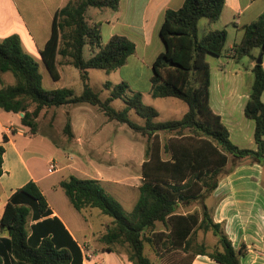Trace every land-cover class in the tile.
<instances>
[{"label":"trees","instance_id":"trees-1","mask_svg":"<svg viewBox=\"0 0 264 264\" xmlns=\"http://www.w3.org/2000/svg\"><path fill=\"white\" fill-rule=\"evenodd\" d=\"M120 0H66L52 20L51 33L40 51L42 62L54 81L59 79L56 57L75 67L82 82V92L75 95L70 88L46 90L38 62L22 48L16 34L0 41V74L10 73L14 83L4 85L0 78V108L22 114L21 125L30 134L37 132L41 111L65 105L88 104L97 107L108 121L126 124L145 135L141 165L142 182L137 200L129 212L101 185L91 178L68 176L60 182L70 205L81 212L97 209L111 218L108 231L100 241L104 251L125 249L131 264H191L198 256H207L218 264H240L247 253L242 244L235 250L222 223L215 222L212 210L204 199L217 187L229 157L249 158L264 167V66L255 63L253 81L244 115L254 122L256 148L234 145L221 117L210 107V67L206 55H222L227 39L224 29L198 36V22H216L224 0H185L178 9H166L158 28L164 50L152 64L150 96L175 98L187 105L186 113L175 120L156 121L158 111L142 101L140 92H133L125 82L109 81L104 87L109 95L100 99L89 84L88 70L106 73L123 66L135 51L128 38L113 35L101 42L98 24L89 25L88 8L115 10ZM241 40L231 49L233 57L250 56L259 48L264 52V12L242 27ZM88 46L91 56L83 57ZM127 92L131 95L127 96ZM124 104L116 110L111 103ZM133 112L143 124L130 119ZM187 130L189 134H184ZM174 133L169 140H160L158 133ZM67 139L74 137L71 123L64 126ZM0 144V176L2 175L3 143ZM164 155H168L164 158ZM234 167L230 169L232 171ZM198 203L199 209L181 213L180 208ZM48 203L37 184L29 181L15 191L4 206L0 217V264H82L81 251L64 225L50 217ZM29 220L30 233L27 230ZM157 224L162 228L157 229ZM211 233L217 239L213 248L197 241L198 233ZM151 255H150V254Z\"/></svg>","mask_w":264,"mask_h":264},{"label":"crops","instance_id":"crops-1","mask_svg":"<svg viewBox=\"0 0 264 264\" xmlns=\"http://www.w3.org/2000/svg\"><path fill=\"white\" fill-rule=\"evenodd\" d=\"M184 1L120 0L115 10L92 7L87 9L86 20L89 25L98 24L102 43H106L113 35H121L135 45V51L128 57L126 63L115 70L118 73L123 71L124 76L121 82H125L131 87L130 78L141 79L143 77L147 84V92L150 91L153 61L164 50L158 35L163 13L166 9H178ZM65 3L66 0H0V41L9 35H18L24 51L38 62L40 74L41 69L47 71L42 62L40 51L50 36L55 12ZM262 12H264V0H224V7L219 19L213 23L207 21L202 30V35L208 31L221 29L227 33L224 51L222 55L216 57L218 64L229 66L238 61L233 57L231 49L241 40L242 27L254 21ZM230 37L232 39L229 43ZM247 57L250 58L248 70L252 72L256 57L252 51ZM65 61L60 56L56 57V69L59 74L57 81L62 79L64 70L71 66ZM208 64L212 111L221 117L234 145L239 148L255 149L254 122L245 115L242 121L241 118L238 120L236 116L238 110L243 109L244 113V107L249 97V95L243 97L237 90L236 77L238 75L240 77L242 72L231 74L235 77V89H225L224 82L231 79L227 76V72L213 73L209 61ZM262 66H264V61H262ZM144 69L146 70L145 75L142 74ZM90 70H88V76H90ZM104 73L105 82L109 81L116 85L110 81V74ZM6 77L5 73L0 74L3 84L11 85ZM141 94L142 100H144V93L141 92ZM156 99H163L174 110H181L180 117L177 119H180L188 109H183L181 104L172 102L171 97ZM262 100H264V95H262ZM21 117V113L6 112L0 108V144L2 138L7 137V141L3 143V172L0 176V217L12 194L29 181H33L48 203L51 211L50 217L58 218L77 243L82 254V264H131L127 259L125 249L121 250L117 246L114 248V252L104 251L106 246L100 241V238L107 233L111 220H104L100 227L96 228L89 221L94 216L92 212L87 213V210L90 209L81 212L74 210L60 188V182L70 175L96 179L100 181L101 185L105 182L114 184L117 182H109L99 176L100 172L97 170V173L90 166L89 162L92 163V158H86L88 162L83 163L77 152L67 154L65 148L55 142L50 135L38 132L30 134L29 129L21 125ZM140 121L142 120L140 119ZM70 123L74 135L72 140L84 142L94 130L89 119L82 120L79 126L72 118ZM184 134H189V132L185 130ZM158 135L160 140H169L175 136L174 133L168 132H160ZM63 140L67 139L63 138ZM228 157V164L224 168L217 187L204 199V203L212 210L213 220L223 224L224 231L233 248L237 250L242 244L246 246L247 253L240 258V264H264V167L252 162L249 158L232 160V156ZM51 161L56 164L57 169L54 172L48 171ZM143 161L144 158L140 160V166ZM232 167L234 168L230 171ZM124 176H126L124 188L128 189L124 194L131 196L132 200L135 198L132 201L133 207L138 197V187L142 182L141 173L136 186L130 184V173ZM110 194L120 199L115 194ZM191 211L193 209L180 212ZM33 223L32 220H29L27 227L29 233L30 225ZM157 229H161L158 228V224ZM2 235L5 234L0 232V236ZM198 239L202 240L203 236ZM205 242L209 247H214L217 239L214 236L212 238L207 236ZM153 261L154 264H158L154 258ZM191 264L218 263L207 256L198 255Z\"/></svg>","mask_w":264,"mask_h":264},{"label":"rangeland","instance_id":"rangeland-1","mask_svg":"<svg viewBox=\"0 0 264 264\" xmlns=\"http://www.w3.org/2000/svg\"><path fill=\"white\" fill-rule=\"evenodd\" d=\"M205 24H207V20L201 19L198 25L199 37L202 36V30ZM231 39L232 38L230 37L229 43L231 42ZM252 53L256 57V62L259 59L264 61V52H261L259 48L253 49ZM90 56L91 51L88 46H85L83 48V57L88 59ZM206 60L207 62L209 61L213 73L225 71L227 72V76L231 78L227 82H224L223 86L225 89H235V77L231 74H234L235 72H242L240 77L239 75L236 77L237 90L243 95V97L249 95L253 81V74L248 70L250 63L249 57L246 56L238 59V61L229 66L227 64H218L216 57L210 54L206 55ZM90 72L89 84L94 91L99 93L100 99L104 100L109 95V90L104 87L105 73L104 71L97 69H91ZM115 72L116 71L109 73L111 79L110 81L112 83L118 84L122 81L124 73L123 71H120L119 73ZM41 74L43 76L42 86L46 90L66 87L72 89L75 95H79L82 92V82L80 80L79 72L73 66H69L64 70L62 79L60 81H54L50 74L44 69H41ZM142 74H146L145 69ZM5 76H7L6 78H8V81H10L11 84L14 83V78L10 73H5ZM130 79V90L133 92L140 90L142 93H144V100L142 101L147 105L149 104L153 106L159 111V116L156 119L157 121H166L180 117L181 110H174V108H171L165 101H163V99H154L150 96L149 92H147V84L144 82L143 77L141 79ZM130 95L131 93L127 92V96ZM170 100L177 104H181L183 109H187V105L184 102L175 98H171ZM111 105L116 110H121L124 107V104L120 100H114ZM236 116L238 120L241 118L242 121L245 118L243 109L238 110ZM71 118L75 120L78 126L81 125L82 120L86 119H89L94 126V130L91 131L90 136H88L84 142L82 140L67 139L64 133V126L68 120L71 121ZM130 119L134 122L143 124V122L140 121V119L133 112L130 113ZM37 124V132L50 135V137L55 142H57L61 147L65 148L67 154H74L77 152V155L79 154V157L83 163L88 162L86 161V158H92V163L89 162L90 166H92L94 171L97 172L98 170L100 172L99 176L103 177V179L108 180L109 182H117L116 184L105 182L102 184L103 187L109 193H113L120 198L116 199L121 203L126 212H129L132 209V201H134L135 198L132 200L131 196L124 194L126 191H128V189L126 190L124 188V185L126 184V176L124 175L130 173L131 185L136 186V184L139 183L138 176L141 173V166L139 163L141 159L145 158V148L149 144L145 135L132 130L126 124L116 121H108L97 107H93L88 104H81L77 106L65 105L61 107L45 109L39 114L37 118ZM63 138H66L67 140H63ZM165 156L168 155H164V158H166ZM232 160L235 159L233 158ZM192 209H199L198 203H195L189 207L180 208L179 211H188ZM89 212L94 214V216L90 218L89 221L94 224L96 228H99L104 220H111L110 217L102 215L97 209H90L89 211L87 210V213ZM158 228H162V225L158 224ZM206 235L209 238H212L213 236L211 233L204 234L199 232L197 241L206 244ZM202 236L203 239L199 240L198 238ZM118 248L123 250V248H120L119 246Z\"/></svg>","mask_w":264,"mask_h":264},{"label":"built area","instance_id":"built-area-1","mask_svg":"<svg viewBox=\"0 0 264 264\" xmlns=\"http://www.w3.org/2000/svg\"><path fill=\"white\" fill-rule=\"evenodd\" d=\"M56 169H57V168H56V164H55L53 161H51V162L49 163V166H48V171H49V172H54Z\"/></svg>","mask_w":264,"mask_h":264},{"label":"water","instance_id":"water-1","mask_svg":"<svg viewBox=\"0 0 264 264\" xmlns=\"http://www.w3.org/2000/svg\"><path fill=\"white\" fill-rule=\"evenodd\" d=\"M262 61L259 59L258 61H257V63H261ZM22 115V114H21Z\"/></svg>","mask_w":264,"mask_h":264}]
</instances>
